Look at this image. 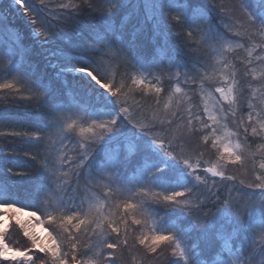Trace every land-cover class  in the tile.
Here are the masks:
<instances>
[{
	"label": "snow or ice",
	"instance_id": "1",
	"mask_svg": "<svg viewBox=\"0 0 264 264\" xmlns=\"http://www.w3.org/2000/svg\"><path fill=\"white\" fill-rule=\"evenodd\" d=\"M13 6L26 27L0 16V138L10 139L0 148V260L117 264V251L129 247L138 226L145 256L167 249L169 264H264V174L238 184L226 175L229 164L243 166L247 149L232 140L239 128L218 135L213 127L240 107L241 81L229 71L235 66L228 54L251 43L264 62V0H12ZM246 50L251 65L253 51ZM165 76L175 83L162 114ZM182 85L219 94L211 108L204 103L211 125L192 106L183 114V99L174 101L187 96ZM138 90L142 99L153 93L156 108L136 99ZM247 107V124L239 125L245 140L264 133V108ZM202 129H210L202 140H211L214 162L191 154ZM207 174L232 183L209 184ZM34 217L59 231L45 228L47 236L38 237ZM11 221L38 249L35 259L6 242Z\"/></svg>",
	"mask_w": 264,
	"mask_h": 264
},
{
	"label": "rangeland",
	"instance_id": "2",
	"mask_svg": "<svg viewBox=\"0 0 264 264\" xmlns=\"http://www.w3.org/2000/svg\"><path fill=\"white\" fill-rule=\"evenodd\" d=\"M8 1L10 3L12 2V0H8ZM31 1L32 4L36 3V0H31ZM235 3H238V0H235ZM15 7L18 6H13L10 9L15 11ZM16 13L19 16H21V19L24 22V25L26 26L25 24L26 18L23 16V14L21 12H16ZM0 16H4L1 13V11H0ZM246 49H252L253 51V63L251 65H246L245 63V61L247 60ZM258 55H260L259 49L253 48L251 43L247 44L245 49H239L235 53L228 54V59L232 60L235 66L234 69H229V71L235 70L238 74L237 79L241 81L240 87L238 89V93H239L238 103L240 107L237 110V115L235 118L229 116L227 120L222 119L220 125H213V127H217L218 135H222L224 130L237 131L238 128L239 131L241 132V135L239 137L234 136L232 137V140L235 142L237 139H239V142L244 144L247 149V151L244 152L245 161L243 163V166H241L240 164H236V165L229 164L225 169L226 175L236 176L237 184L240 179H244L246 182H251L254 179L255 174H264V170L259 169V164L262 161H264V147H261V145H264V133L256 137L249 135L247 140H245L243 136L242 128L239 127L241 119H243V121L247 124V115L249 112L247 105L249 102H251L255 106V111H261V109L264 108V104L261 103V100H264V87H261V84L264 83V76H261V73L264 72V62L256 60V57ZM216 67L219 68V64H217ZM253 68L256 69L255 72L251 71V69ZM122 69L121 71H124L123 66ZM246 72L248 73L247 75H245ZM174 83H175L174 81H169L168 78L165 76L163 83L165 92L161 94V105H160V110L162 114L164 111L163 103L167 99V96L170 94L169 85L171 84L174 86ZM182 88L184 89V92L187 93V96H185L184 93L177 94V96L174 97V101L177 98L183 99L181 105L182 110H185L183 114L187 115L186 109L189 106H192L193 111L198 112L199 115L202 117V120L211 125V121L207 120V114L203 111L204 103L205 101H207L209 107L211 108L214 104H216V100L218 99L219 94L210 95L209 90L207 88H205L203 94H201L199 89L195 85H182ZM138 96H140L141 98ZM136 99L145 101L144 102L145 107L147 104H149L151 108L152 107L156 108L153 93H149L147 96H145L142 99L141 93L138 90L136 93ZM228 107L229 106L225 104V108ZM255 111L253 112V116H255ZM262 115H264V112H262ZM195 127L201 128L202 126L200 123H195ZM209 131L210 129L207 130L202 129L200 132H197L195 135H193L192 143L195 146V151L191 153L193 159H195L202 152L203 155L200 157V159L204 161H212V162L215 161L217 153L216 150L211 147V140L208 142V144H205L202 140V136L207 135ZM249 132H250V128H249ZM259 139L262 141L261 144H259L260 146H253L252 141H258ZM249 153H252V155H250ZM69 154L71 155V153ZM250 164L253 165V168L256 167L255 170L250 169L251 168L249 166ZM201 174L203 175V173ZM207 178L209 184H211L212 179H215L217 184L220 185L221 187H227L232 183L230 181H221L219 177L212 178L209 174H207ZM37 216L39 215L37 214ZM21 219L27 220L26 217H22ZM40 220H42L41 217ZM32 221L35 224L33 231L36 232L37 236L46 237L47 233L44 231V229L47 227L45 223L41 225L40 221L36 220L35 217L32 218ZM129 222L131 223V221ZM132 229H135V230H131V233L135 237L132 242H129V247L124 248V252L120 258L121 263L122 264H164L163 261L169 257L167 249H163V250L158 249V252L160 253L159 256L153 254L150 257H146L144 254L143 246L139 245L138 241L136 240V237H138L140 234V229L138 226H132ZM12 232L13 233L15 232L16 236H11L13 234ZM48 232H50L49 229ZM6 236H8L9 238H14L13 240H18L19 243L24 242L25 245H31V241H29L27 237L23 236V231L19 229L18 226L15 225L14 221H11L9 231L6 234ZM48 243H51V241L49 240ZM133 244H135V247H132ZM33 250L38 252V249H33ZM64 251H66V249ZM28 254L32 255L30 252ZM0 263L11 264L10 261H2V260H0Z\"/></svg>",
	"mask_w": 264,
	"mask_h": 264
},
{
	"label": "trees",
	"instance_id": "3",
	"mask_svg": "<svg viewBox=\"0 0 264 264\" xmlns=\"http://www.w3.org/2000/svg\"><path fill=\"white\" fill-rule=\"evenodd\" d=\"M28 1V3H30V4H32V1L31 0H26V2ZM95 2L97 3V4H99V3H101L102 2V0H95ZM223 2H225V3H235V0H223ZM9 4H10V2L8 1V0H3V3H0V11H1V13L4 15V16H6L7 17V19H8V21L10 22V24H11V26H13L14 28H16V29H18V30H20V31H23L24 29H25V25H24V22L22 21V19H21V16H19L15 11H13V10H11L10 8H9ZM36 4V3H35ZM17 14V15H15V14ZM18 17V18H17ZM176 31H183V29L182 28H177L176 29ZM193 55H195V53H193ZM121 69H122V66H121V68H120V71H121ZM123 70V69H122ZM138 97H140V96H138ZM141 98V97H140ZM11 102V101H10ZM19 103H25V102H23V101H18ZM145 101H143L142 100V103H144ZM147 103V102H146ZM147 107H149V104H147L146 105V108ZM152 108H154V107H152ZM253 142V146H260L259 144H261V140L259 139L258 141H252ZM8 143H10V139H5V138H0V148H5L6 147V144H8ZM258 149V148H257ZM260 155V154H259ZM251 168L250 169H254L255 170V168L256 167H254L253 168V165L252 164H250L249 165ZM260 169V168H259ZM18 206V205H17ZM28 210H32V209H28ZM40 217H41V219L43 220L44 219V217L38 212L37 213ZM129 224H131L130 222H129ZM45 225H46V227L50 230V232H53V235H56L57 234V232H54L53 231V229L54 228H57V231H59V229H58V227L56 226V225H49L47 222H45ZM123 229V228H122ZM72 231H74V230H72ZM123 231V230H122ZM15 232H16V230H15ZM13 233L11 236H16V233ZM129 236L131 237H129V242H132L133 240H134V237L135 236H133V234L131 233V230H130V232H129ZM5 239H6V241H7V243H9L10 244V246H16V247H20L21 248V250H25V249H27V250H29V252L32 254V256H33V259H35L36 258V255L35 254H37L38 252L37 251H35V250H33V248H32V246L31 245H25L24 244V242H22V243H19L18 242V240H13L14 238H9L8 236H6L5 237ZM22 239V238H21ZM84 239H85V237L83 236V234H81V245L79 246V250H78V252H77V255H78V257L83 253V251H84V249H83V241H84ZM62 248H63V250H65L66 249V251H68V252H70L71 251V249H70V245L68 244V243H65L64 245H62ZM107 251H111V250H106V252ZM123 252H124V248H121L120 250H118L117 251V253H116V257H117V264H122L121 263V260H120V258H121V255L123 254ZM39 255L40 256H43L41 253H39ZM70 257V256H69ZM169 257L166 259V260H164L163 262H164V264H169ZM0 264H3V263H0ZM6 264H10V263H6Z\"/></svg>",
	"mask_w": 264,
	"mask_h": 264
},
{
	"label": "water",
	"instance_id": "4",
	"mask_svg": "<svg viewBox=\"0 0 264 264\" xmlns=\"http://www.w3.org/2000/svg\"><path fill=\"white\" fill-rule=\"evenodd\" d=\"M210 175V174H209Z\"/></svg>",
	"mask_w": 264,
	"mask_h": 264
}]
</instances>
